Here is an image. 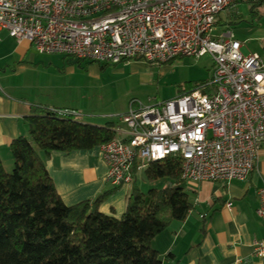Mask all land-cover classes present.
Listing matches in <instances>:
<instances>
[{
	"label": "built area",
	"instance_id": "2783aa9c",
	"mask_svg": "<svg viewBox=\"0 0 264 264\" xmlns=\"http://www.w3.org/2000/svg\"><path fill=\"white\" fill-rule=\"evenodd\" d=\"M247 1L0 0V34L6 30L39 53L101 64L211 55L209 81L175 98L131 101L99 153L114 186L131 185L136 165L140 171L168 156L181 158L186 184L230 182L248 177L264 144V60L243 53L233 29L221 24L222 13ZM259 198L256 211L264 219V185ZM252 245L264 259V239Z\"/></svg>",
	"mask_w": 264,
	"mask_h": 264
},
{
	"label": "trees",
	"instance_id": "16d2710c",
	"mask_svg": "<svg viewBox=\"0 0 264 264\" xmlns=\"http://www.w3.org/2000/svg\"><path fill=\"white\" fill-rule=\"evenodd\" d=\"M60 109L32 108L29 134L10 144L11 172L0 156V264H164L153 238L173 221L185 220L194 206L182 178L181 158L149 162L142 170L144 179L163 185L147 191L138 182L136 165L121 216L101 210V203L121 186L68 205L45 158L53 151L93 149L116 133L112 121L83 122Z\"/></svg>",
	"mask_w": 264,
	"mask_h": 264
},
{
	"label": "crops",
	"instance_id": "0c3cea01",
	"mask_svg": "<svg viewBox=\"0 0 264 264\" xmlns=\"http://www.w3.org/2000/svg\"><path fill=\"white\" fill-rule=\"evenodd\" d=\"M103 65L109 64L77 62L60 53H39L30 42L19 43L6 30L1 32L0 156L5 167L14 166L10 144L29 134L28 117L37 105L76 110L77 118L83 122H110L82 119L99 115L82 107L81 97L85 94L81 80L89 71L99 75L100 68L106 67ZM112 122L115 127L119 120ZM45 161L58 193L68 205L95 198L115 187L106 179L108 166L99 146L53 151ZM263 185L264 144L257 165L247 178L187 184L192 210L185 220L173 221L155 236L152 246L160 252L164 264H264L252 245L255 239H264V219L256 211ZM130 189L131 185L121 186L101 203V210L121 216ZM229 201L233 202L232 208L227 206ZM170 252L174 255L168 258Z\"/></svg>",
	"mask_w": 264,
	"mask_h": 264
},
{
	"label": "rangeland",
	"instance_id": "374dc122",
	"mask_svg": "<svg viewBox=\"0 0 264 264\" xmlns=\"http://www.w3.org/2000/svg\"><path fill=\"white\" fill-rule=\"evenodd\" d=\"M221 17L224 19L221 24H228L236 39L243 43L242 52H257L264 60V2H242L237 5L236 12L231 15L222 13ZM212 65L213 58L206 54L199 58L177 57L162 63L132 60L128 63L109 64L100 68L99 75L89 71L81 80L85 94L81 97V105L99 116H85L82 119L104 123L117 121L130 108L133 100L151 104L180 96L209 81ZM6 167L9 172L13 170L10 164ZM138 182L144 191L153 185H163L162 181L148 182L140 171Z\"/></svg>",
	"mask_w": 264,
	"mask_h": 264
}]
</instances>
